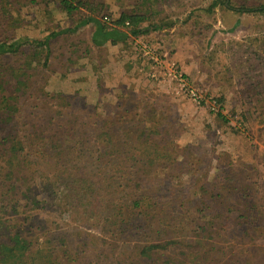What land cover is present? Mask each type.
Returning <instances> with one entry per match:
<instances>
[{
    "label": "rangeland",
    "instance_id": "374dc122",
    "mask_svg": "<svg viewBox=\"0 0 264 264\" xmlns=\"http://www.w3.org/2000/svg\"><path fill=\"white\" fill-rule=\"evenodd\" d=\"M72 1L79 8L68 14L59 0H10V26L0 24V41L42 39L86 18L115 28L122 13L144 16L146 32L98 47L91 21L52 38L48 51L24 45L1 57L0 71L19 88L16 128L52 131L58 118L88 117L97 130L103 117L136 105L142 115L152 105L170 135L162 147L174 153L166 159L182 178L173 175L172 190L157 193L166 194L167 210L124 211L120 225H77L66 215L57 227L74 234L59 264H264V14L238 13L223 0L212 10L214 0ZM143 45L175 63L182 80L154 69ZM6 126L15 128L14 121ZM155 171L159 181L171 177Z\"/></svg>",
    "mask_w": 264,
    "mask_h": 264
},
{
    "label": "trees",
    "instance_id": "16d2710c",
    "mask_svg": "<svg viewBox=\"0 0 264 264\" xmlns=\"http://www.w3.org/2000/svg\"><path fill=\"white\" fill-rule=\"evenodd\" d=\"M259 1L257 5L238 7L232 0H223V4L238 13L264 14V0ZM219 3L214 0L209 10ZM59 4L68 14L79 8L72 0H59ZM10 5V0H0V24L5 21L7 27ZM143 18L146 19L122 13L117 20L119 27L115 28L86 18L73 29L52 32L42 39L2 40L0 58L21 53L24 45L48 51L52 38L76 31L91 21L96 24L92 35L95 46L125 42L146 32L141 26ZM10 76L0 71V264H59L61 250L70 244L74 234L65 235L57 227L66 215L70 223L77 225H120L126 221L124 211L142 213L169 208L164 201L166 194L161 200L157 193L172 190L173 175L176 179L182 177L178 174L180 167L166 159L174 152L170 146L162 147L170 135L161 130L163 124L154 106H143L142 115L139 105L134 112L126 109L129 114L120 117L104 115V126L97 130V122L82 117L79 122L58 118L52 131L39 128L21 133L15 122L19 109L12 105L19 88L5 79ZM218 117L225 119L221 112ZM13 121L15 128L7 130L6 125ZM115 124L120 129H111ZM157 168L168 170L171 177L164 178L166 182L159 181ZM141 173L153 176L143 178Z\"/></svg>",
    "mask_w": 264,
    "mask_h": 264
},
{
    "label": "built area",
    "instance_id": "2783aa9c",
    "mask_svg": "<svg viewBox=\"0 0 264 264\" xmlns=\"http://www.w3.org/2000/svg\"><path fill=\"white\" fill-rule=\"evenodd\" d=\"M141 48L143 54L151 61L154 69H166L171 77L182 80V75L177 71L175 63L168 62L165 55L160 54L157 50L147 45H143ZM164 74H166V72H164ZM191 95L196 101L200 98L197 91L191 90Z\"/></svg>",
    "mask_w": 264,
    "mask_h": 264
}]
</instances>
